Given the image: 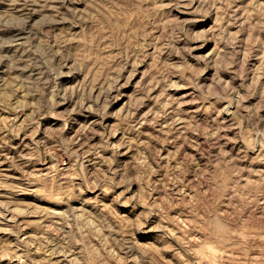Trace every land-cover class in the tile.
<instances>
[{"label":"rangeland","instance_id":"rangeland-1","mask_svg":"<svg viewBox=\"0 0 264 264\" xmlns=\"http://www.w3.org/2000/svg\"><path fill=\"white\" fill-rule=\"evenodd\" d=\"M0 264H264V0H0Z\"/></svg>","mask_w":264,"mask_h":264},{"label":"bare ground","instance_id":"bare-ground-1","mask_svg":"<svg viewBox=\"0 0 264 264\" xmlns=\"http://www.w3.org/2000/svg\"><path fill=\"white\" fill-rule=\"evenodd\" d=\"M23 147V146H22ZM20 153V152H19ZM11 169V168H10ZM29 173V172H28ZM12 214V213H11ZM56 214V213H55Z\"/></svg>","mask_w":264,"mask_h":264}]
</instances>
